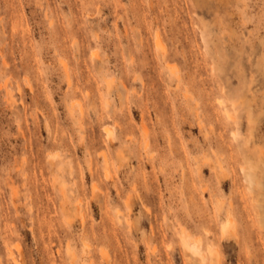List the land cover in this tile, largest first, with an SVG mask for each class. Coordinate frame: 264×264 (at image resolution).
Returning a JSON list of instances; mask_svg holds the SVG:
<instances>
[{
    "label": "rangeland",
    "instance_id": "1",
    "mask_svg": "<svg viewBox=\"0 0 264 264\" xmlns=\"http://www.w3.org/2000/svg\"><path fill=\"white\" fill-rule=\"evenodd\" d=\"M0 264H264V0H0Z\"/></svg>",
    "mask_w": 264,
    "mask_h": 264
},
{
    "label": "bare ground",
    "instance_id": "2",
    "mask_svg": "<svg viewBox=\"0 0 264 264\" xmlns=\"http://www.w3.org/2000/svg\"><path fill=\"white\" fill-rule=\"evenodd\" d=\"M8 95H9V97H11V93H10V92H8ZM248 177L251 178V175H248ZM184 243H185V246L187 245V247H189L187 241H184ZM194 250H197V249L193 248V252H194ZM196 252L200 253L199 250H197ZM200 255H201V253H200ZM200 255L197 254V256H200ZM201 257H202V256H201ZM201 257H200V258H201ZM202 258H203V260H204L205 257H202ZM202 258H201V259H202Z\"/></svg>",
    "mask_w": 264,
    "mask_h": 264
}]
</instances>
